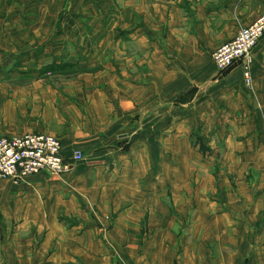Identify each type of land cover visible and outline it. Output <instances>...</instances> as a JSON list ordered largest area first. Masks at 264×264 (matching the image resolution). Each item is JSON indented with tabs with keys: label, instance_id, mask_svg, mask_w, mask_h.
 Returning a JSON list of instances; mask_svg holds the SVG:
<instances>
[{
	"label": "crops",
	"instance_id": "0c3cea01",
	"mask_svg": "<svg viewBox=\"0 0 264 264\" xmlns=\"http://www.w3.org/2000/svg\"><path fill=\"white\" fill-rule=\"evenodd\" d=\"M10 2L18 6L24 0L0 5ZM128 5H123L130 12L127 37L140 52V74L95 80L107 90L87 80L64 83L60 91L42 80L16 88L26 102L24 124L12 134L13 129L0 131V137L51 134L62 142L71 169L19 184L0 180V264H264V37L254 53L252 92L244 90L240 66L220 75L211 58L260 17L264 0H140L139 5L129 0ZM125 45L119 39L117 50H131ZM169 66L179 70L173 80ZM155 67L161 68L158 75L152 74ZM186 89L197 93L191 101L172 102L178 118L170 125L168 101ZM197 117L205 131L220 126L229 132L225 161L232 165L225 169L232 182L225 179L221 187L223 211L196 220L179 236L185 223L164 199L170 176L168 157H161L163 148L189 147L179 133ZM138 131L142 141L125 153ZM138 145L147 160L156 152V169L149 164L144 170ZM77 151L86 159L73 163ZM147 174L153 188L140 182ZM206 177L213 179L211 172ZM137 195L144 196V205L137 206ZM92 210L115 218H92ZM139 211L148 214L144 234ZM59 212L69 219L60 221Z\"/></svg>",
	"mask_w": 264,
	"mask_h": 264
},
{
	"label": "rangeland",
	"instance_id": "374dc122",
	"mask_svg": "<svg viewBox=\"0 0 264 264\" xmlns=\"http://www.w3.org/2000/svg\"><path fill=\"white\" fill-rule=\"evenodd\" d=\"M30 1L19 2L18 6L12 2L0 5V131L13 129L11 134L17 132V128L24 124L22 111L25 110L26 102L16 92V88L20 86H26L33 80H42L60 91L64 83L77 81L85 85L88 81L99 90L103 88L107 90L106 83L97 84L96 81L102 80L100 77H122L123 75L127 77L140 74L144 70V66H138L136 61L140 52L135 50L127 37L128 29L126 28H130L128 19L130 12L123 5L129 7V0ZM136 3L139 5L140 0H136ZM139 21L138 25H141ZM119 39L126 43L127 48L131 46V50L118 51ZM129 59L132 60L129 61ZM155 70L160 73L161 68L155 67L152 70L153 75H158ZM168 70L170 80L175 79L179 70L171 66ZM226 73L228 71L219 72L220 75ZM243 86L246 91H254V83L251 87H247L243 80ZM187 90L180 93L176 99L168 101L170 125L178 118H176L172 102L191 101L192 96L197 93L196 89ZM192 122L186 124L187 132L179 133L186 136L189 147L163 148V157H161L163 159L168 157L170 176L168 193L164 195V199L168 203L170 213L185 223L183 231L178 233L179 236L188 234L192 223H198L196 220L206 216L214 218L216 212L223 211L225 206L221 187H224L225 179L232 182V178L225 169V166L232 165L225 161L226 138L229 132L220 126H217V129L214 127L210 131L208 129L205 131L201 125L204 121L199 120L198 117L196 120L192 119ZM137 128L140 129L139 121ZM140 133L138 131L133 136L132 143L124 148L125 153L130 152L133 144L142 141L143 134ZM172 133L176 134L177 131L174 130ZM144 149L143 146H136L137 155L144 164V170L149 169V164L156 169L158 164L155 163L159 162L154 160L155 157L157 158L156 152L149 155L150 163ZM152 149L155 150V148ZM177 155L182 156L181 159H177ZM84 159H86L85 156ZM153 168L150 169V173L151 171L154 173ZM210 172L213 179L211 178L212 181L208 182L206 174ZM143 173L144 171L141 172ZM149 175L146 176L147 180L146 178L138 179V182L140 180L153 188L154 184L152 185ZM143 197L136 196L137 206L144 205ZM146 204L150 203L146 202ZM139 213L144 234L148 214L142 211ZM89 214L95 219L115 218L112 212L103 216L101 212L97 214L95 210H92ZM57 217L62 222L69 219L64 212H59ZM2 220L3 216L0 213V230ZM31 233L39 234L36 229H32Z\"/></svg>",
	"mask_w": 264,
	"mask_h": 264
},
{
	"label": "built area",
	"instance_id": "2783aa9c",
	"mask_svg": "<svg viewBox=\"0 0 264 264\" xmlns=\"http://www.w3.org/2000/svg\"><path fill=\"white\" fill-rule=\"evenodd\" d=\"M263 37L264 12L253 24L242 28L233 40L214 51L212 60L220 72L240 66L244 84L251 87L254 83V53ZM71 160L73 163L82 162L83 153L74 152ZM70 169L61 141L51 134L26 133L0 138V180L19 184L31 176H61Z\"/></svg>",
	"mask_w": 264,
	"mask_h": 264
}]
</instances>
